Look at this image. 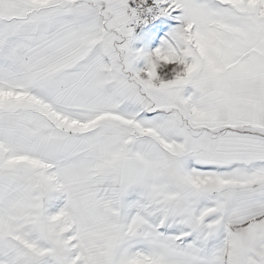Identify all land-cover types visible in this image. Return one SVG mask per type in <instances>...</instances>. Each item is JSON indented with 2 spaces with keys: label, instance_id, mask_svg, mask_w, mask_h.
<instances>
[{
  "label": "snow or ice",
  "instance_id": "1",
  "mask_svg": "<svg viewBox=\"0 0 264 264\" xmlns=\"http://www.w3.org/2000/svg\"><path fill=\"white\" fill-rule=\"evenodd\" d=\"M0 264H264V0H0Z\"/></svg>",
  "mask_w": 264,
  "mask_h": 264
},
{
  "label": "crops",
  "instance_id": "2",
  "mask_svg": "<svg viewBox=\"0 0 264 264\" xmlns=\"http://www.w3.org/2000/svg\"><path fill=\"white\" fill-rule=\"evenodd\" d=\"M171 24H162L154 31H151L149 33H146L145 35H142L140 37H137L135 39H132L131 42V48L133 51L136 50H143L144 52H153V49L156 48V45H160V40L165 39V36L169 33V26ZM145 61L140 60L137 61L134 65V68L139 70L143 69L145 67ZM63 198H60L58 200H54L51 202V204H55L56 202L62 201Z\"/></svg>",
  "mask_w": 264,
  "mask_h": 264
},
{
  "label": "built area",
  "instance_id": "3",
  "mask_svg": "<svg viewBox=\"0 0 264 264\" xmlns=\"http://www.w3.org/2000/svg\"><path fill=\"white\" fill-rule=\"evenodd\" d=\"M145 23L139 24L134 28L133 39L144 35L145 33L152 31L158 28L160 25L166 24H175L177 20L172 19L171 17H159L153 19L151 15H145Z\"/></svg>",
  "mask_w": 264,
  "mask_h": 264
},
{
  "label": "rangeland",
  "instance_id": "4",
  "mask_svg": "<svg viewBox=\"0 0 264 264\" xmlns=\"http://www.w3.org/2000/svg\"><path fill=\"white\" fill-rule=\"evenodd\" d=\"M178 26H179V21H177L175 24H171V25L169 26V29H170V30H169V33H170L174 28H176V27H178ZM156 29H157V28H156ZM154 30H155V29H154ZM154 30H152V31H154ZM149 32H151V31H149ZM149 32H147V33H149ZM169 33H168V34H169ZM145 34H146V33H145ZM145 34H144V35H145ZM167 38H168V35L165 36V39H167ZM165 39L160 40V43L162 44V42H163ZM161 44H160V45H156V48L161 47ZM156 48H154L153 51H154ZM63 203H64V201H63V199H62V201L60 200L59 202H56L55 204H51L50 207H49V212H50V214H54L56 211H58L59 208L63 206Z\"/></svg>",
  "mask_w": 264,
  "mask_h": 264
}]
</instances>
